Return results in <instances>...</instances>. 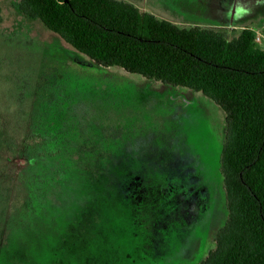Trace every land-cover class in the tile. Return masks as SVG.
I'll return each instance as SVG.
<instances>
[{
	"label": "rangeland",
	"instance_id": "374dc122",
	"mask_svg": "<svg viewBox=\"0 0 264 264\" xmlns=\"http://www.w3.org/2000/svg\"><path fill=\"white\" fill-rule=\"evenodd\" d=\"M235 1L228 37L264 49V0ZM0 15V264L203 260L227 217L222 110L96 65L15 0Z\"/></svg>",
	"mask_w": 264,
	"mask_h": 264
},
{
	"label": "trees",
	"instance_id": "16d2710c",
	"mask_svg": "<svg viewBox=\"0 0 264 264\" xmlns=\"http://www.w3.org/2000/svg\"><path fill=\"white\" fill-rule=\"evenodd\" d=\"M15 6L96 65L201 93L222 110L227 217L198 264H264V49L254 32L245 28L230 38L183 28L122 0H15Z\"/></svg>",
	"mask_w": 264,
	"mask_h": 264
},
{
	"label": "crops",
	"instance_id": "0c3cea01",
	"mask_svg": "<svg viewBox=\"0 0 264 264\" xmlns=\"http://www.w3.org/2000/svg\"><path fill=\"white\" fill-rule=\"evenodd\" d=\"M225 1L226 0H149V3L144 4V2H141V4L144 5L137 4L136 6L133 3L130 4L141 11L150 13L159 19L171 22L179 27H201L226 33L228 29H237L232 26L228 28V25H226V20H228V16L231 13V8L233 6L236 9V5H227ZM233 1L236 2L235 0ZM220 5H223L222 9H220ZM225 8L228 9L225 10ZM221 11H223V15L226 16L222 20L220 19ZM213 21L224 25H219L217 27H215L216 25H210V22L214 23ZM242 30L243 27L241 28V31ZM250 30L253 31V29ZM241 31H238L237 35Z\"/></svg>",
	"mask_w": 264,
	"mask_h": 264
},
{
	"label": "built area",
	"instance_id": "2783aa9c",
	"mask_svg": "<svg viewBox=\"0 0 264 264\" xmlns=\"http://www.w3.org/2000/svg\"><path fill=\"white\" fill-rule=\"evenodd\" d=\"M255 42H256V43H257V42H260L259 37H255Z\"/></svg>",
	"mask_w": 264,
	"mask_h": 264
}]
</instances>
